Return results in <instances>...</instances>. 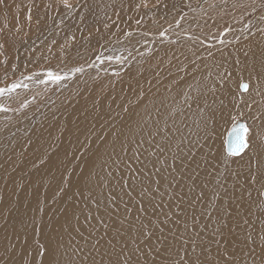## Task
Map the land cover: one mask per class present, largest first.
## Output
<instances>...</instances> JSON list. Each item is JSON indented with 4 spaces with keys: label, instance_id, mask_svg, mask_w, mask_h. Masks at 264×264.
Wrapping results in <instances>:
<instances>
[{
    "label": "bare ground",
    "instance_id": "bare-ground-1",
    "mask_svg": "<svg viewBox=\"0 0 264 264\" xmlns=\"http://www.w3.org/2000/svg\"><path fill=\"white\" fill-rule=\"evenodd\" d=\"M154 1L157 2L151 0L150 4ZM96 2L98 11L91 14L94 20L85 21V17L76 12L71 17L70 26L80 25L83 36L91 35L89 39L84 37L82 44L85 50L92 48L86 54L74 55L78 61L84 62L79 67L82 72H64L72 67L53 64L52 61L31 68L42 65L44 57L31 59L30 51H27V57H19L18 52L29 49L34 41L25 40L19 45L15 39L18 32L9 22V38L4 39L13 51L10 53L5 48L0 51L3 56L0 57V88L21 80L29 86L0 97V104L9 109L0 111V264H28L29 257L25 252L31 250L34 240L46 242L54 230H61L66 220L75 226L74 215H79L83 224L84 214L95 208L93 198L103 202L114 188L120 190V184L116 185L115 180L121 173L116 171L114 159L127 160L135 150L136 141H149L155 136L153 144L163 143L162 134L157 135L158 129H164L169 135V129L173 132L179 129L171 140L175 147L181 134L188 132L186 125L191 127L204 107L205 86L217 80L216 73L222 71L218 65L232 67L237 57L245 59L244 51H254L258 57L264 50V32L260 31L264 29V0H239L245 7L236 8L232 7L235 0H228L227 5H220V0H191L190 7L181 8L185 10L178 18L176 6L167 14L163 9L166 5H177V0H160V9L150 7L155 13L149 17L162 16L164 23H149L152 21L148 20L149 17L141 18L133 10L127 15L120 0ZM213 4L215 8L211 7ZM118 8H123L120 11L122 16ZM71 11L74 9L67 7L68 14ZM111 11L117 15L112 16ZM140 11L143 12L144 8ZM64 15L67 17L65 13L58 17ZM10 16L12 19L16 17L13 12ZM137 17L141 19L138 23L141 26L135 25L134 29L128 30L135 19L139 20ZM108 18L114 21L110 33L101 39L97 33L99 41H92L93 31L89 25L93 21L107 22ZM117 18L119 21L115 20ZM52 20L59 22L58 18ZM96 26L102 28L100 24ZM227 27L232 30L225 35ZM68 33L63 31L60 34L63 40L53 41L54 46L72 40L66 36ZM104 39L108 44L101 45ZM221 39L226 42L221 44ZM97 44L99 48L94 51L93 46ZM9 55V61L15 59L12 67L4 70ZM130 65L140 67L141 71L135 73L121 69ZM48 71L59 72L66 78L59 84L41 83L39 79L46 80ZM28 76L34 79L29 81ZM137 81L136 90L130 91L128 85H136ZM207 98L211 102L210 93ZM223 98L228 103L227 96ZM125 108L129 111L125 112ZM229 110L235 115L230 104L223 111L222 118L218 113L215 124L207 130L209 138L206 142L205 133L201 132L203 147L197 152V159L201 160L202 170L197 183H206L208 187L203 189L204 203L197 202L188 212H196L198 220L207 222L208 217H201L200 213L211 208L208 201L216 189L221 193V199L215 204L222 212L232 213L231 223L234 227L239 225L235 231L240 240L251 233L258 245L259 236L264 232V186L260 182L246 183L241 176L227 180L228 193L224 194L217 184L223 179L225 168L214 161L213 156L226 153L227 136L232 127ZM28 131L30 135L27 137ZM122 145L129 148L127 155L121 154ZM144 148H148L147 143ZM205 155L208 159L206 165L201 159ZM161 159L170 162L171 154ZM231 170L244 173L247 166L241 168L232 164ZM109 172L112 176L108 175ZM201 190L198 187L196 192ZM245 220L248 223H244ZM191 223L189 215L190 227ZM214 226L213 219L205 234ZM69 233L75 237L73 244L86 250L90 248L71 228L64 233L65 241L70 240ZM87 235L84 232V236ZM256 245H252L256 248L254 256H249L246 250L237 253L238 264H252L253 259L260 264V248ZM66 246L68 252L63 258L68 260L72 257V245ZM239 247L243 245L239 244ZM76 259L79 261L80 258Z\"/></svg>",
    "mask_w": 264,
    "mask_h": 264
},
{
    "label": "snow or ice",
    "instance_id": "snow-or-ice-1",
    "mask_svg": "<svg viewBox=\"0 0 264 264\" xmlns=\"http://www.w3.org/2000/svg\"><path fill=\"white\" fill-rule=\"evenodd\" d=\"M61 2L65 7L72 8L68 0ZM150 2L151 0H139L137 3L136 0H130L129 6L139 10L148 8ZM159 2L157 0V4ZM227 4L228 0H220V5ZM211 7L215 8L216 5ZM232 7L245 5L235 0ZM27 19H32L31 10ZM137 23L140 21L137 20ZM231 30L230 27L225 28L224 34ZM260 31L264 32V29ZM72 39L75 40V36ZM225 42L220 40L221 44ZM4 47V43H0V51ZM243 56L245 59L237 57L232 67L218 65L222 71L216 73L217 80L205 86L204 107L199 110L193 125H186L188 132L181 134L175 147L171 140L179 129L174 132L169 129L171 135L164 129H158L157 135L162 134L163 143L153 144L155 136L149 141H136L135 150L127 160H113L116 171L121 173L117 181L120 190L116 191L114 188L103 202L93 198L95 208L84 214L83 224L80 223L79 215H74L75 226L70 220H66L65 225H61V230H54L46 242L34 240L31 250L25 252L29 257L28 264H87L88 261L90 264H238V252L246 250L249 256H254L256 248L252 245H256V241L251 233L240 240L235 231V227L239 225L234 227L231 223L232 213L227 210L222 212L215 204V201L221 199L218 190L213 189L212 199L208 201L211 208L200 213L201 217H208L207 222L198 220L196 212H188V209L195 208L197 202L204 203L203 189L208 187L206 183H197L202 170L201 160L197 159V152L203 147L200 143L201 132L205 133L206 142L209 138V126L215 124L218 113L222 118L223 111L228 109L229 104L235 110V115L229 110L228 119L232 127L227 150L222 156H213V160L223 164L225 168L223 179L217 181L218 187L227 194V180L239 179L241 176L246 183L260 182L264 186V50L258 57L254 51H244ZM75 71L82 72L83 69L76 68ZM46 75L47 79H41V83L59 84L66 78L53 71H48ZM116 75L119 76V73ZM26 79L31 81L34 78L28 76ZM138 85L137 81L136 85L129 84L128 88L135 91ZM28 86L23 80L14 81L0 88V97L11 95L21 88L27 89ZM209 93L211 102L207 98ZM224 96H227L228 103H225ZM257 97L260 99L257 100ZM0 111L6 112L9 109L0 104ZM124 111L128 112L129 109L125 108ZM165 127L167 128V124ZM145 143L148 144L147 149L144 148ZM128 151L129 148L122 145L121 154L127 155ZM168 153L171 154V161L165 162L161 157ZM201 159L204 165L208 163L207 155ZM232 164H238L241 168L246 165L247 172L232 171ZM108 175L112 176V173L109 172ZM185 180L190 183L185 184ZM198 187L202 190L196 192ZM213 219L215 226L206 235L208 223ZM244 223L248 221L245 220ZM68 228L80 236L85 244L90 245V248L86 250L73 244L75 237L71 233L70 240L65 241L64 233ZM84 232H87V237ZM259 240L256 247L260 248V264H264V232L260 234ZM25 243L27 244L26 238ZM69 244L72 245V257L65 260L63 257L68 252L66 245ZM239 244L243 247H239ZM77 257L80 258L79 261ZM252 264H256L255 259Z\"/></svg>",
    "mask_w": 264,
    "mask_h": 264
},
{
    "label": "rangeland",
    "instance_id": "rangeland-1",
    "mask_svg": "<svg viewBox=\"0 0 264 264\" xmlns=\"http://www.w3.org/2000/svg\"><path fill=\"white\" fill-rule=\"evenodd\" d=\"M197 1H199V0H197ZM68 2L72 5V8L74 9V11L73 12L71 11L72 13L70 12V14H68L69 12H67V7L64 6V4L61 2V0H2V2H0V30H2V31H0V43H4L5 51H6V49L10 53H11V51H13V48L10 47V45L6 42V40H8V38H9V22H10L12 24V26H14V31L18 32V33H16L15 39L16 40L18 39L17 43L19 45H20V43L22 44V42H25V40H26V42H28L29 40L32 39L31 41L35 42V44H33L34 43L33 42L30 45L29 49L22 50V52L21 51L18 52L17 55L19 57H27L28 53H29L27 51H30L32 54L31 59L37 58V57H44V59H43L44 62L42 63V65L36 64L33 67L31 66V68H33V69H36V67L39 68V66H43L46 63H50L51 61H52L51 63H53V64H55L54 62H56V64L60 63L61 65H64V66L70 65L72 67L68 70H65L64 72L74 71L76 68L81 67L84 62L78 61L74 55L78 56V55L86 54V52H88L87 50H90L92 48L91 47V48L85 50V47L82 44V42H84V37H85V39H89L91 37V35L88 34V35L83 36L82 31L79 30V29H81L80 25H78V27L70 26V23L72 22L71 17H73V14L76 12V14L77 13L82 14L85 17V19H84L85 21L94 20V17H92L91 14L94 15L97 13V11H98L97 10V2H96V0H68ZM120 2H121L120 4H124V11L127 15H130L131 11L133 10V12L136 15L141 16V18H143L145 16L147 18L149 16H153L155 12L151 8H155V9L159 8L160 9V7H161V6H159V4L161 2L159 4H157V2L155 3V1H154V3L150 4L148 8H144V11L141 12L140 11L141 8L139 10L135 11V9H133L129 6L130 0H120ZM136 2L138 3L139 0H136ZM190 3H191V0H179V1L177 0V5H176V3L173 4L171 7L166 5L169 8L164 6L163 9H164V12L167 14V13L174 11L172 8H173V6H176V8H177V9L175 8V10H177L176 11V17L178 18L181 14L184 13V10H185V9H181V8L190 7V5H191ZM152 5H156V6L153 7ZM180 6H182V7H180ZM192 6H194V5H192ZM125 9H128V10H125ZM129 9H131V10H129ZM166 9H167V11H166ZM29 10H31V16H32L31 21H29L27 19L28 15H29ZM118 10H119L120 16H122L120 11L123 10V8L122 9L118 8ZM12 12L16 15V17L14 19H12L10 16V14ZM111 12H112L111 13L112 16L114 14L117 15L114 11H111ZM64 13L67 15V17L65 15L63 17L62 16L58 17L59 15L64 14ZM55 14H57V16H55ZM50 15H51L52 19L58 18V20L60 22L61 21L60 18H61L62 21L60 23L59 22L57 23V21L55 22L51 18L49 19ZM52 15L54 16V18ZM161 17L162 16L157 17V18L156 17H149L148 20L149 21L152 20L149 23H153V21L161 23L162 22ZM70 18H71V21H70ZM110 18H108L107 22L105 21L107 24L105 22L100 23L98 21H96V22L93 21L89 25L88 28H90L93 31L92 41L98 42L99 41L98 38L101 39L110 33V31H111L110 29L114 23L113 20H109ZM137 18L139 19V17H137ZM68 20H69V22H68ZM115 20L119 21L118 18ZM139 21H141V19H139ZM162 23H164V21ZM50 24H52V25H50ZM96 24H100V27H102V28L99 29L96 26ZM135 25H138L137 19L134 20L133 24H131L132 27L130 26L127 29L132 30L136 27ZM138 26L140 27L141 25H138ZM63 31L69 32L66 35L67 37L72 39V37L75 36L76 38H75V40H73V39L69 40L68 43L63 42L61 44V46H59L60 48L55 47L52 42L53 41L59 42V41L63 40V38L60 37V34ZM34 33H36V34H34ZM97 33H98V38H96ZM100 41H102V40H100ZM79 44H80V46H79ZM100 44L101 45L108 44V41H105V39H104L102 41V43H100ZM93 47H94L93 48L94 51H95V49L99 48L98 44L93 46ZM40 54H42V55H40ZM0 57H3V56H0ZM13 58L15 59V57H13ZM9 60H11V55L8 56V61ZM75 60H77V61H75ZM8 61L4 65V70H8L9 68L12 67V65H11L12 61H9V62ZM68 61H70V62H68ZM72 61H73V64H72ZM37 62H38V60H37ZM121 69L125 72H126V70H129V71H132L135 73H139L141 71L140 67L132 68L131 65L128 68L125 67V68H121ZM39 81H40V79H39ZM50 97L52 98V96H50ZM29 106L32 107L33 105L30 104ZM31 132H33V131H31ZM28 135H30L29 131L25 134V136L28 137ZM119 176L115 180L116 185L119 184L117 182Z\"/></svg>",
    "mask_w": 264,
    "mask_h": 264
},
{
    "label": "water",
    "instance_id": "water-1",
    "mask_svg": "<svg viewBox=\"0 0 264 264\" xmlns=\"http://www.w3.org/2000/svg\"><path fill=\"white\" fill-rule=\"evenodd\" d=\"M230 134H231V131L229 132L228 136H227V143H226V148L228 146V141H229V138H230Z\"/></svg>",
    "mask_w": 264,
    "mask_h": 264
}]
</instances>
